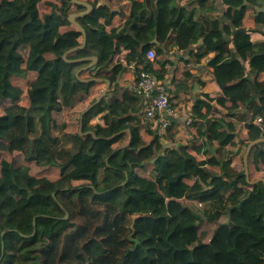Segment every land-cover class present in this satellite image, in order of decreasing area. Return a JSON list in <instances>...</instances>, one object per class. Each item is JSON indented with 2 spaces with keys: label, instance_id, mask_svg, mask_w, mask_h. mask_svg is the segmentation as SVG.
<instances>
[{
  "label": "trees",
  "instance_id": "trees-1",
  "mask_svg": "<svg viewBox=\"0 0 264 264\" xmlns=\"http://www.w3.org/2000/svg\"><path fill=\"white\" fill-rule=\"evenodd\" d=\"M84 1L94 6L78 18L87 44L67 58L96 55L98 62L77 77L90 60L71 62L64 54L83 42L70 15L85 6L73 0H0V264H264V181L248 180L229 148L236 143L237 121L245 123L242 135L249 143L264 138V80L258 78L264 42L254 43L246 28L255 22L264 28V11L255 9L264 0H223L231 20L223 29L213 12L196 17L195 8L176 0H145L122 29L111 31L107 26L117 12L105 7L100 17V0ZM207 2L199 0L201 6ZM142 30L146 41L158 34L168 48L204 37L226 49L214 61L217 73L239 77L223 82V95L214 100L224 113L199 99L190 122L194 138L163 152L158 135L145 141L154 135L147 124L152 118L138 115L143 98L130 90L122 101L104 98L89 109L82 131L78 118L84 109H77L76 123L55 117L87 100L86 88L94 83L84 79L117 57L126 33L136 38ZM149 49L132 50L126 58L165 80L169 69L149 61ZM247 51L249 68L237 55ZM206 55L201 47L194 59ZM28 74V83L12 81ZM187 78L188 73L179 86ZM98 115L104 124L90 122ZM257 115L263 121L256 122ZM127 134L131 141L125 145ZM252 159L264 178L261 143L252 148ZM149 163L154 174L139 182L136 168ZM224 214L229 222L211 237L200 227L202 219ZM27 215L30 230L24 231L13 221Z\"/></svg>",
  "mask_w": 264,
  "mask_h": 264
},
{
  "label": "crops",
  "instance_id": "crops-1",
  "mask_svg": "<svg viewBox=\"0 0 264 264\" xmlns=\"http://www.w3.org/2000/svg\"><path fill=\"white\" fill-rule=\"evenodd\" d=\"M176 2L179 6H186L189 9L195 8L196 17H204L206 14H211V12H213L212 16H218L220 18L222 29L225 25L231 24V20L225 16L226 6L223 0H208L204 6H201L199 0H176ZM144 3L145 0H100V3L96 9L100 10V17L105 15V7L116 11L117 13L114 16L111 24L107 26V30H120L123 28L127 18L131 15V13H137L141 8L144 7ZM257 7L264 8V5L256 6L255 9H257ZM86 8L87 7H84L80 10H75L73 13L86 10ZM258 11H260V9ZM251 15L255 17L257 16V13L253 11ZM246 28L253 31L254 43L264 42V32L262 31L264 28L261 25L255 22L253 24H247ZM144 33L145 31L142 30L139 36L136 38H133L132 36L129 37L131 35L130 32L126 33V35H128V40L125 39L127 42L122 43L123 50L120 51L117 57L108 62L106 65L101 67L97 66L92 71V75L90 76L89 74V77L84 79L85 81L94 83L90 87L86 88L90 93L88 99L81 102L75 109L66 108L60 112H55V117L58 119H66L68 122L76 123L78 118L77 109L79 111L84 109L78 118V121L80 119L79 130H81L83 128L81 120L84 117L82 116L83 112L86 113L93 106L100 103L104 98H106L108 101L115 99L122 101L124 97V91H132L131 86L136 80V70L138 68L144 69V64L137 65L136 60L129 62L126 56L132 50H135V52H144L147 48H150L149 50H155V62H164L165 66L169 69L168 76L165 80H162V82L167 87V91L170 93L173 103L175 104L179 113L174 118V120H171V117L174 116H170L168 118L167 116H157L150 119V123H147L148 120L145 119L146 123L154 131L153 137H146L147 135L145 136L146 142H151L155 135H158L163 146L162 152L166 147L178 148L189 144V142L194 138L190 127V122L193 118V108L199 99L207 100L211 105L214 106L213 109L218 108L220 112L224 113V108L218 105L214 100L216 98L219 99L223 95V82L226 84H231L239 80V77H236L237 79H233L235 77L233 75L227 76L224 74H219L216 71L214 61L221 60L222 57L218 58L217 60L215 59L218 55L223 56L226 49L222 47L214 48L213 42L209 40L206 41L204 37H198L196 40L187 39L188 43L184 48H180L178 46H172L171 48H168L166 42L160 44L158 34H154L149 41H146ZM218 35L216 37H218ZM126 43L129 45L126 46ZM201 47L207 50V55L202 58L200 62H198L194 59V53ZM157 48L162 49L161 54H158ZM230 48L235 50L233 42L230 43ZM237 55L238 58L249 68V61L252 54L247 51L245 56L238 52ZM145 56L149 61H154L149 59L147 53ZM118 64H121V68L115 72L114 68L117 67ZM84 66H81L80 68ZM92 67L84 68L81 73H83L85 70L91 69ZM186 73L189 74V78L186 79L185 84L179 86L181 78ZM13 77H17V79H20L21 81L27 77L28 82L30 78L29 74L25 77L19 75H14ZM258 78L260 80H264V72H261ZM12 81H14L13 78ZM103 94L105 95L100 100ZM92 98H95L96 100L94 99L95 101L89 104L87 109H85L86 102ZM98 100L100 101L93 105ZM91 105L93 106L89 108ZM132 113L138 114L136 112ZM138 115L142 118H145L144 105L142 106V109ZM165 119L168 121V125L167 127L162 128V121ZM90 122L104 124V118L98 115L93 117ZM244 125L245 123L243 121L236 122V143L235 145H229V148L236 152L234 162L237 169L245 170L249 179H261L262 173L255 170L252 159V148L256 144L250 148V144L253 141L249 143L243 138L242 131L244 129ZM127 138L129 140L125 143V145L129 144L131 136L127 134ZM260 143L264 147V141ZM203 157L205 156H200V158ZM150 165L152 164L149 163L146 165L147 169L145 167H140L142 171H148V176H152L151 174H154L153 165L151 168L149 167ZM141 178L147 179L146 172L144 176H141ZM225 215L227 214H224L221 217H224ZM227 219L228 220L226 223H228L230 220L229 215H227Z\"/></svg>",
  "mask_w": 264,
  "mask_h": 264
},
{
  "label": "built area",
  "instance_id": "built-area-1",
  "mask_svg": "<svg viewBox=\"0 0 264 264\" xmlns=\"http://www.w3.org/2000/svg\"><path fill=\"white\" fill-rule=\"evenodd\" d=\"M147 56L149 59L154 60L156 56L155 50H148ZM131 90L143 98L144 114L148 118L157 116H167L168 118L178 115L179 111L170 100V95L165 84L145 69L138 68L136 70V80L131 86ZM255 121L261 122L263 121V117L257 115ZM167 125L168 121L166 119L162 121V128L167 127Z\"/></svg>",
  "mask_w": 264,
  "mask_h": 264
},
{
  "label": "water",
  "instance_id": "water-1",
  "mask_svg": "<svg viewBox=\"0 0 264 264\" xmlns=\"http://www.w3.org/2000/svg\"><path fill=\"white\" fill-rule=\"evenodd\" d=\"M73 1L76 2V3L82 4V5H84L85 7H87L86 10L79 11V12H75V13H72V14L70 15V20H71L72 22H74V23H75V24H76V25H77V26L83 31L84 38H83V42H82L81 45L76 46V47H74V48H72V49L66 51L65 54H64V58H65L66 60H68V61H71V62H78V61H82V60H91V62H90L88 65H86V66L80 68L79 70H77V72H76V76H77V77H80V73H81V71H82L84 68H90V67H92L93 65H95V64L98 62V57H97L96 55H93V56H87V57H82V58H78V59H68V58H67V55H68V53H70L71 51L76 50V49H80V48L84 47V46L87 44V32H86V29H85V28L82 26V24L78 21V18H79V17H82V16H85V15H87V14H90V13L92 12V10L94 9V6H93L91 3H89L88 1H84V0H73ZM257 9H258V10H259V9H260V10H263L264 8L257 7ZM91 80H93V79H91ZM104 93H105V92H104ZM104 95H105V94H103V95L101 96L100 100L103 98ZM100 100H98L97 102H95L93 105H95L96 103H98ZM93 105H91L89 108H91ZM84 113H85V112H83L82 116H84ZM174 118H175V117H171V120H174ZM80 131H82V129H81ZM90 132L93 133V131H90ZM130 141H131V140H130ZM263 141H264V138H261V139H258V140H256V141H253V142L250 144V148H251L253 145H255V144H257V143H260V142H263ZM129 143H130V142H129ZM247 179L250 180L249 177H248V174H247ZM259 180H263V181H264V178H261V179H259ZM66 217H68V214L66 215ZM136 218H137V216H134V217H133L134 221H135Z\"/></svg>",
  "mask_w": 264,
  "mask_h": 264
},
{
  "label": "rangeland",
  "instance_id": "rangeland-1",
  "mask_svg": "<svg viewBox=\"0 0 264 264\" xmlns=\"http://www.w3.org/2000/svg\"><path fill=\"white\" fill-rule=\"evenodd\" d=\"M25 77V76H24ZM13 78V80L14 81H21L20 79H17V77H12ZM17 79V80H16ZM22 81H24L25 83H28V78L27 77H25V79L24 80H22ZM21 156V160L23 161V163H25V164H31V163H27V162H25L24 160H23V156L22 155H20ZM151 166L152 165H150L149 167L151 168ZM136 172L138 173V175H139V182H142V180H144V179H142L141 178V176L143 175L144 176V174H145V172H146V174H147V178L149 177L148 176V171H142V169L140 168V167H137L136 168ZM151 175H153V174H151ZM4 197V195L0 192V199H2ZM198 215V214H197ZM27 218V219H26ZM26 218L23 220V221H21L18 217H14V224L15 225H17V226H19V227H21V229L22 230H24V231H29L30 230V224H29V215H27L26 216ZM227 215H225L224 217H220L218 220H216V221H210V220H208V219H202L201 221H200V227L201 228H207V229H209L210 231H211V235H210V237L212 236V234H213V232L219 227V226H221L222 224H225L226 222H227Z\"/></svg>",
  "mask_w": 264,
  "mask_h": 264
}]
</instances>
